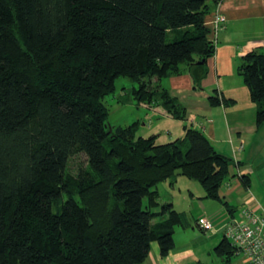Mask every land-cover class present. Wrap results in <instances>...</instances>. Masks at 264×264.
Masks as SVG:
<instances>
[{
    "label": "trees",
    "instance_id": "obj_1",
    "mask_svg": "<svg viewBox=\"0 0 264 264\" xmlns=\"http://www.w3.org/2000/svg\"><path fill=\"white\" fill-rule=\"evenodd\" d=\"M220 1L0 0V264H143L154 241L166 257L189 225L159 200L157 186L177 175L235 215L221 194L233 159L204 132L184 125L183 137L157 143L137 136L140 121L108 123L104 103L127 77L139 104L185 120L164 82L188 73L202 88L216 53L207 19ZM237 70L260 126L264 53H247ZM209 102L234 100L216 90ZM81 153L87 165L74 174L68 162ZM215 253L236 254L226 237Z\"/></svg>",
    "mask_w": 264,
    "mask_h": 264
},
{
    "label": "crops",
    "instance_id": "obj_2",
    "mask_svg": "<svg viewBox=\"0 0 264 264\" xmlns=\"http://www.w3.org/2000/svg\"><path fill=\"white\" fill-rule=\"evenodd\" d=\"M219 8L225 17L224 28L219 30L215 37L211 34V38L216 43V53L208 60L209 74L203 80L202 88L194 87L192 77L188 73L172 76L164 82L170 88L171 94L186 108V119H175L157 105H151L150 108L152 109L151 114L157 115L160 122L175 120L174 123H171L170 128L176 129V138L170 141L183 137L185 134L184 125H189L204 132L218 151L233 159L230 178L222 188L223 193L221 191V194L230 206L236 208L235 215H237L240 207L244 204L258 210L263 208L261 204L256 203L254 196L244 198V195L250 191L251 175L255 173L254 168L257 166V162L260 163L259 166L263 167L262 171L264 172V123L260 126L257 125L256 104L252 101L250 90L244 84L237 69L241 57L247 53L251 51L264 53V0H224ZM210 19L211 16L207 22ZM216 90L220 97L232 99L234 103L229 106L224 104L212 106L209 97ZM152 123L147 125L144 122L143 127L148 129L150 135H157L155 129L157 125ZM168 131L170 137L174 135L171 129ZM159 137L158 134L157 141ZM242 175L251 177L249 187L241 181ZM183 178H185L183 175H179L175 181H170L163 186L173 192H176L179 186L178 190L182 194V199L188 202L189 207H192L193 203L189 197L193 198L195 195L193 191H196L200 195L196 204L202 212L193 220H188L187 227L176 228L175 248L166 257L161 256L159 243L152 242L150 254L143 264H198L201 262L203 252L197 250L196 241L193 240V237L200 236L196 228L200 229L197 221L201 216L209 218L207 215H210L209 219L217 226L215 233L200 229L201 232H210L212 239L218 236V244L224 237L222 226L233 215L223 203H221L224 207L222 211L208 203L204 197L205 194L199 190V187L193 181H185ZM157 190L161 195L159 187ZM184 190H187L188 193L184 194ZM241 196L239 206L233 205L232 199ZM166 202H172L176 210L184 212L178 207L173 196ZM178 229L184 233L178 234ZM188 230H190V234L186 233ZM186 237L191 238L182 241ZM216 246L214 245V247ZM222 261L225 264H250L244 255L237 254L230 260L222 259Z\"/></svg>",
    "mask_w": 264,
    "mask_h": 264
},
{
    "label": "rangeland",
    "instance_id": "obj_3",
    "mask_svg": "<svg viewBox=\"0 0 264 264\" xmlns=\"http://www.w3.org/2000/svg\"><path fill=\"white\" fill-rule=\"evenodd\" d=\"M224 0L220 1L219 4H222ZM218 4V6H219ZM216 7L215 11H217ZM214 12L211 15V19H213L214 17ZM138 84L137 82L131 80L130 78L127 77H119L116 79V89L111 92L110 94L106 95V97L104 98V103L106 104V106L109 109V116H108V123H110L113 126H125V125H129L135 121H140V129L137 133V136H143V137H148L150 136V133H148V129L143 127L144 122L147 125H150L151 122H153V125H157V128H155L157 130V135L159 134V139L157 141V143H166L169 142L171 139L176 138L175 137V130L173 128H170L171 123H174L173 121L175 120H171L172 122H168V121H163L160 122V119L156 116H153L151 113L152 109L150 108L151 105L149 104H139L138 101L135 99V97L132 94L133 88H137ZM147 105V106H146ZM150 114V115H149ZM180 123V122H179ZM172 130L173 131V136L170 137L169 131L168 130ZM179 130V127H178ZM254 164V161H252ZM87 165V157L85 154L81 153L78 155L73 156L70 161L68 162V169L70 170V172L76 174L77 170L79 169V167L81 166H86ZM260 163L257 162V166H255V173H253L252 176V184L250 187V191L244 195L246 197H250V196H254L256 199V203H259L263 206L262 209L258 210L259 213L264 212V172L263 167L259 166ZM179 175L176 176V178ZM185 177V176H183ZM175 178V179H176ZM185 179V181H193L195 183V185H197L199 187V190H201L202 193H204V197L206 196V192L205 189L202 187L201 183L197 180H189L188 178H183ZM170 181L173 180H167L162 182V184L160 183L157 187L160 188L161 191V195H160V202L161 203H165L166 201L170 200L173 196V199L175 198L178 207L181 210H184V212H186L185 214H187V218L188 220H193L194 217H197L198 215H200V213L202 212L201 209H199V207L196 204V201L199 199L198 197L200 195H198V193L195 192L194 197H189V199L193 201L192 203V207H189L188 202L184 201L182 199V194L180 193V191L177 190L176 192L170 191L169 189L165 188L166 183H169ZM184 194L188 193L187 190H184L183 192ZM222 193H223V189H222ZM206 198V197H205ZM242 199L241 197L238 198H233V205L235 206H239V203L241 202L240 200ZM206 201H208V203L214 205L216 208H219V211L221 209V211L223 210V205L221 204V202L211 199V198H206ZM146 203V202H145ZM245 205V204H244ZM241 206V205H240ZM247 206V204H246ZM252 207V206H250ZM254 208V207H252ZM186 210V211H185ZM218 211V212H219ZM192 212V214H191ZM213 212V211H212ZM211 214V213H210ZM210 218V215H207ZM213 217V215H211ZM201 217H206V216H201ZM200 217V218H201ZM217 217V216H216ZM215 218V217H214ZM214 218H212V220H214ZM157 221H160L161 219H156ZM215 221V220H214ZM197 232L199 233V237H193L194 241H196V248L197 250L203 252V256H202V261L203 263H207V264H225L222 261V257L218 256L215 253V247L219 242L218 236L215 238H210L211 233L210 232H201L199 228H196ZM178 234L179 233H184L182 230L178 229ZM190 230H188L186 233L190 234L189 232ZM176 238H178L176 236ZM191 237H186L183 238L182 241H187L189 240ZM196 264V263H195Z\"/></svg>",
    "mask_w": 264,
    "mask_h": 264
},
{
    "label": "built area",
    "instance_id": "obj_4",
    "mask_svg": "<svg viewBox=\"0 0 264 264\" xmlns=\"http://www.w3.org/2000/svg\"><path fill=\"white\" fill-rule=\"evenodd\" d=\"M219 6L213 19L207 22L214 37L224 28L225 17ZM197 224L203 231H217V226L207 217L199 218ZM222 231L237 255H244L250 264H264V212L259 213L257 209L243 205L239 214L232 216L222 226Z\"/></svg>",
    "mask_w": 264,
    "mask_h": 264
}]
</instances>
